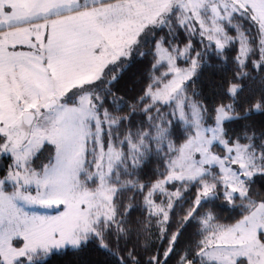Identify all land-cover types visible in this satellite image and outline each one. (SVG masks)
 Listing matches in <instances>:
<instances>
[{
	"label": "snow or ice",
	"instance_id": "snow-or-ice-1",
	"mask_svg": "<svg viewBox=\"0 0 264 264\" xmlns=\"http://www.w3.org/2000/svg\"><path fill=\"white\" fill-rule=\"evenodd\" d=\"M93 248L264 264V0H0V264Z\"/></svg>",
	"mask_w": 264,
	"mask_h": 264
},
{
	"label": "trees",
	"instance_id": "trees-1",
	"mask_svg": "<svg viewBox=\"0 0 264 264\" xmlns=\"http://www.w3.org/2000/svg\"><path fill=\"white\" fill-rule=\"evenodd\" d=\"M197 47H199V44L197 42ZM236 56V48L233 47L227 51V59L226 60H220L219 58L213 56L212 57V63L213 67L205 72V77L207 75L212 74L214 79L217 82H222L225 79L231 78L235 72L237 71V65L234 61V57ZM149 57V61H150ZM182 64V62H181ZM150 66L147 62H145L144 68ZM183 66V65H182ZM245 71H251V68L245 69ZM133 74H136L138 76H141L143 78V73L138 71L137 67L133 65L127 70V75L125 76V79H127L129 76H132ZM254 75H257V73H253ZM244 83L246 85L250 84V80L248 78H244ZM250 93L246 90L245 95H249ZM207 100L209 103H211L212 97H207ZM156 167L155 161H153L148 169L146 170L148 175L151 176L154 173V169ZM217 203H220L217 201ZM218 214L223 218L222 222H231L234 218H238L236 216V213L234 210H232L229 206L226 204L221 205L219 209H216ZM195 232V225H193L191 228H189L188 235H191ZM108 254L104 252L102 249L93 248L90 250L86 255L82 256L81 259L83 261L89 262V264H106V256ZM67 259V258H64ZM110 259L114 260V257H111ZM141 259H146V256H142ZM178 260V256H173L169 264H176V261ZM53 264H62V261H53Z\"/></svg>",
	"mask_w": 264,
	"mask_h": 264
},
{
	"label": "rangeland",
	"instance_id": "rangeland-1",
	"mask_svg": "<svg viewBox=\"0 0 264 264\" xmlns=\"http://www.w3.org/2000/svg\"><path fill=\"white\" fill-rule=\"evenodd\" d=\"M17 47H18V50H24V51L28 50L26 47H21V46H17Z\"/></svg>",
	"mask_w": 264,
	"mask_h": 264
}]
</instances>
